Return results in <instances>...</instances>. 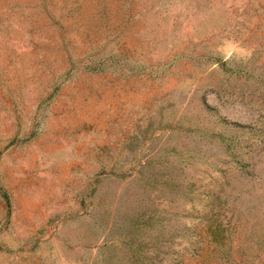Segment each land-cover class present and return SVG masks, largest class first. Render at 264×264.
Listing matches in <instances>:
<instances>
[{
    "label": "rangeland",
    "instance_id": "rangeland-1",
    "mask_svg": "<svg viewBox=\"0 0 264 264\" xmlns=\"http://www.w3.org/2000/svg\"><path fill=\"white\" fill-rule=\"evenodd\" d=\"M0 264H264V0H0Z\"/></svg>",
    "mask_w": 264,
    "mask_h": 264
}]
</instances>
